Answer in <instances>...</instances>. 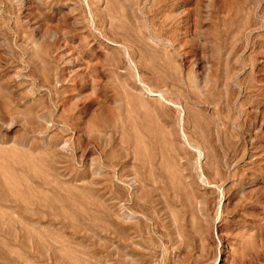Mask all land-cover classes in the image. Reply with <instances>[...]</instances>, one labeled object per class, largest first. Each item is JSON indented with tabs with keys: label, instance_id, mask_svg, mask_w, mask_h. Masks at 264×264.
<instances>
[{
	"label": "rangeland",
	"instance_id": "1",
	"mask_svg": "<svg viewBox=\"0 0 264 264\" xmlns=\"http://www.w3.org/2000/svg\"><path fill=\"white\" fill-rule=\"evenodd\" d=\"M0 264H264V0H0Z\"/></svg>",
	"mask_w": 264,
	"mask_h": 264
},
{
	"label": "bare ground",
	"instance_id": "2",
	"mask_svg": "<svg viewBox=\"0 0 264 264\" xmlns=\"http://www.w3.org/2000/svg\"><path fill=\"white\" fill-rule=\"evenodd\" d=\"M203 158V157H202ZM128 216V215H127ZM125 217V216H124ZM16 260V259H15Z\"/></svg>",
	"mask_w": 264,
	"mask_h": 264
}]
</instances>
